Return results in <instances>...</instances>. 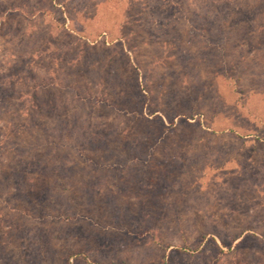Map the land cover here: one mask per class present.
<instances>
[{
    "label": "rangeland",
    "instance_id": "obj_1",
    "mask_svg": "<svg viewBox=\"0 0 264 264\" xmlns=\"http://www.w3.org/2000/svg\"><path fill=\"white\" fill-rule=\"evenodd\" d=\"M0 264H264V0H0Z\"/></svg>",
    "mask_w": 264,
    "mask_h": 264
},
{
    "label": "trees",
    "instance_id": "obj_2",
    "mask_svg": "<svg viewBox=\"0 0 264 264\" xmlns=\"http://www.w3.org/2000/svg\"><path fill=\"white\" fill-rule=\"evenodd\" d=\"M20 79V73H16L11 75V79L5 80V84H9V85H14L15 83H13V81L15 82L16 80Z\"/></svg>",
    "mask_w": 264,
    "mask_h": 264
}]
</instances>
